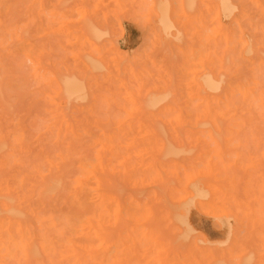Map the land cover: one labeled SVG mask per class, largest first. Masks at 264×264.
I'll use <instances>...</instances> for the list:
<instances>
[{
    "label": "rangeland",
    "instance_id": "rangeland-1",
    "mask_svg": "<svg viewBox=\"0 0 264 264\" xmlns=\"http://www.w3.org/2000/svg\"><path fill=\"white\" fill-rule=\"evenodd\" d=\"M231 1L233 8L230 15L227 18L221 16L220 25L224 26L222 37L218 32L216 35L214 33L216 26L210 22L207 0H29L28 3L27 0H0V40L2 36V40H5L4 45H0V128L5 135L8 125L11 129L13 127L11 122L21 120L27 128L28 139L31 137L26 156H22L20 168L24 170L19 169V172L27 175L31 165L43 164H39L42 155H49L57 148L52 141L56 136L81 139L84 136L83 139H86L98 135L100 138V129L109 132L107 137L111 139L109 144L113 153L105 157V150L102 156L111 169V192L120 198L125 208L123 212L128 209L129 216L121 217L122 220L118 222L126 229L128 238L110 249L99 248L93 264H209L212 261L213 264L220 261L222 264H231L225 256L233 248L225 241L227 236H231L230 233L238 249L235 264H264V109H260L259 103L255 101L259 92L264 91V64L258 65L257 56L252 53L248 60L236 54L232 61L231 50L227 52L234 45L231 33L237 21L241 29L245 27L242 34L247 39L250 37L254 41L253 36L256 38V34L260 35V32H256L259 30L255 31V26L264 22L261 15L264 12V0ZM24 4L30 5V8ZM163 8H167V29L158 19L159 11ZM33 15H36V19ZM18 16L23 19L18 20ZM81 17L89 21L91 26L82 27L85 21L81 20L82 24H79ZM260 18L263 19L261 24ZM20 20L27 27L22 28ZM247 20L248 23L244 24ZM250 20L254 26H251ZM241 22L246 26H241ZM11 25L20 27L19 30L15 29L20 34L9 33ZM251 27H254L253 31ZM249 30L254 33L253 36ZM13 34H17V38L23 35L27 39H23L24 42L17 41ZM79 34H84L83 40ZM211 36L217 38L211 40ZM23 45L28 48L31 46V56H34L33 60L36 57L38 60L22 58ZM38 45L45 48L40 49ZM39 51L44 53L42 57ZM226 52L225 63L222 56ZM250 59L254 60V64L250 63ZM240 63L246 68L244 72ZM221 64L231 76L240 74L244 77L242 79L238 75L233 80L240 77L242 81H249L254 77L257 84L249 88L255 94L245 93L240 87L231 94L227 86L228 93L218 94L220 102L210 104L211 96L202 85V79L208 69L218 68V71ZM42 75L47 76L44 79ZM67 77L83 82L84 90L80 95L66 92L63 80ZM224 77L226 79L227 75ZM54 80L59 83V88L55 86ZM229 80L233 81L232 78ZM55 89L59 91L56 93ZM45 92L48 94L43 97ZM244 97L251 101H245ZM160 98L162 100L151 102ZM240 101L245 103L246 110L240 109H243L240 106H244ZM221 102L225 111L224 120L230 116L236 120H227L223 124L221 138L216 135L212 137L214 127H196L195 124L207 119L208 108L216 109L221 106ZM226 104H231L229 115ZM246 107L251 108V112L259 119L256 116L253 119L254 116ZM244 111H247L246 116L249 113V119H253L254 123L244 120ZM62 120L65 121L61 123L63 129L59 125ZM234 122L237 125H232ZM101 123L106 124L103 125L105 128ZM52 124L58 125L60 132L65 129L67 134L57 135V128L53 130L56 126ZM90 124L93 129H90ZM82 126L86 130H82ZM69 127L71 130L67 129ZM206 130L209 133H204ZM166 145L169 148L171 146L170 150L174 154L166 155ZM27 166H30V170ZM193 185L206 198H195V204L192 202L190 207L191 201L188 204L184 202L192 193ZM177 186L186 188L190 193L179 189L175 193L176 200L172 199L169 190ZM55 198L56 205L53 201L51 205L61 207V199L58 201ZM181 198H185V201L179 202ZM181 204H186V220L192 230L188 238L184 235L185 240L180 233L186 227L177 223L174 216L175 210L182 208ZM133 215L136 219L132 218ZM128 249L133 251L125 257ZM214 254H219L218 260Z\"/></svg>",
    "mask_w": 264,
    "mask_h": 264
},
{
    "label": "bare ground",
    "instance_id": "bare-ground-1",
    "mask_svg": "<svg viewBox=\"0 0 264 264\" xmlns=\"http://www.w3.org/2000/svg\"><path fill=\"white\" fill-rule=\"evenodd\" d=\"M28 1L29 0H27V3H28ZM43 2H44V0H43ZM180 2H181V0H180ZM29 3H31V2H29ZM207 3L210 6L207 9L208 14L210 16V22H211V24H215V26H216L214 33L216 35V33L218 32V34L223 37L222 30H223L224 26L221 27V25H220L221 16L223 15L224 17H226V16L230 15V12L233 8L232 1L231 0H207ZM4 5H6V3H4ZM44 5H45V3H44ZM25 6H28V5H25ZM10 7H12V6H10ZM28 7L30 8V5ZM36 7H37V4H36ZM65 9H66V7H65ZM29 11L31 12V10H29ZM35 12H36V10H35ZM159 13L160 14H159L158 19H159L160 23L162 24L163 28L167 29L168 25L166 24V21H165V20H167V17H166L167 8H163V10H160ZM79 14L80 13H78V15ZM29 15H31V14H29ZM261 15H262V17H264V12H262ZM34 16H36V15H33V17ZM79 16H81V15H79ZM19 18L20 17L18 16L17 19L19 20ZM29 18H30V16H29ZM252 18H254V16ZM20 19H23V17ZM45 19H46V17H45ZM54 19H56V18H54ZM260 19H261L260 20L261 21L260 24H261L262 20L264 18L263 19L260 18ZM81 20H84V19L83 18L80 19L78 22L79 24H82V23H80V22H82ZM248 20L244 24L248 23ZM36 21L37 20H35V22ZM84 21H85L84 24L81 25L82 27L83 26L88 27L89 25L91 26V23L89 21H87L86 19ZM20 22H21V20H20ZM26 22L24 23V25L26 24ZM155 22H157V21H155ZM21 23L23 26V21ZM29 23L33 24L31 21ZM40 23H41V21H40ZM78 23H76V26L78 25ZM250 23H251V26H254V25H252L251 20H250ZM2 25H4V24H2ZM93 25H94V23H93ZM240 25L242 26L243 23L241 22ZM11 26L12 27H11V29L10 28L8 29V32L9 33L11 32V34H12V32L13 33L16 32L15 29H17L18 27L16 28L15 25H11ZM25 26H23L22 28H24ZM243 26H246V25H243ZM33 27H34V25H33ZM39 27H40V25H39ZM19 28H18V30H19ZM48 28H49V26H48ZM251 28L253 31L254 27H251ZM40 29H39V31H40ZM92 29H93V27H92ZM234 29L235 30H233V32L231 33V36H232L231 39H232L234 45L227 50V52H229L231 50L230 51V54L232 55L231 60L233 61V59H234L233 56L236 54L238 57L247 58L246 60H248L250 57L249 55L252 53V55L257 56V57L255 56V57L258 59V65L260 63L264 64V22L260 26H257V25L255 26V31L259 30L256 32H260V35L258 34L259 36L256 34V38H254V36H253L254 33L251 30H249L252 33L254 41H251L252 39H250V37L247 39L246 37L243 36L242 29H245V27L244 28L242 27V29H241L239 27L238 21L235 23ZM30 30H29V32H30ZM48 31H50V30H48ZM83 31L85 32V30H83ZM94 31H95L96 35H98V32L95 28H94ZM32 32H33V29H32ZM16 33L18 34L19 32H16ZM80 33H83V32H80ZM16 35L13 34V36L15 37V38L14 37L13 38L15 40L17 38ZM79 35L81 36V34H79ZM22 36L23 35H21V37L17 38V41H23L24 42V40L27 39V38L24 39ZM35 36H37V33L35 34ZM80 36H78V37H80ZM83 36H84V34L81 36V40H83L82 39ZM3 38H4V36H2V39ZM11 38H12V36H11ZM32 38H33V36H32ZM216 38L217 37L211 36V40H215ZM2 39L0 40V45L1 44L4 45L3 43L5 42V40H2ZM28 40H30V39H28ZM124 41H125V39H124ZM25 42H27V41H25ZM25 44H27V43H25ZM29 44H33V43L30 42ZM2 45H1V47H2ZM30 47L28 48L27 45L22 46V50H23L22 55H24L22 58L25 57L26 59L32 61L34 56H31V54H33V53H31L32 48L30 49ZM38 48H40V46ZM43 48H45V47L43 46ZM43 48H40V49H43ZM80 49H82V48H80ZM43 52H44V50H43ZM227 52H226V55L222 56L223 62H225L224 59L226 58L225 56H227ZM38 53H37V56L39 55L42 57L45 52L41 54L39 51ZM34 55H36V54H34ZM176 55H177V53H176ZM209 56H210V54H209ZM175 58H178V57H175ZM252 58H254V57H251V59ZM256 58H255V60H256ZM35 59L38 60L37 57ZM235 59H238V58H235ZM251 59L249 60L250 63L254 64V60H251ZM244 62H245V60H244ZM240 64L243 65V63H240ZM38 65H39V63H38ZM249 65L250 64L248 63V66ZM223 67H224V65L219 66V68H221V69H219L218 71H216L218 68L208 69L206 71L207 75L204 76L202 79L203 84L202 83L201 84L204 86V88L208 91L209 95L211 96L210 104H214L213 103L214 101L220 102L218 100V98L220 97L218 94H220V93L222 94L225 91L227 92V86L229 88L228 92L231 94H234L237 87L244 89L245 93L249 92V94H251V95L255 94V93H252V91H251L252 88L251 89L249 88L251 86L255 87L254 85L257 84V81L255 80L254 77L249 81H242L240 79V77H241L240 74H237V75H235V77L238 75L240 77H237V79H234L235 80L234 81L233 80L234 76H231L230 72L228 74L227 73L228 70H224ZM243 67H244L243 68V72H244V70H246V68L244 65H243ZM254 68L252 69V71H254ZM262 68H263V66H262ZM229 70H231V69H229ZM235 70H238V69L235 68ZM91 71H92V69H91ZM252 71H251V73H252ZM248 72H250V71H248ZM225 74L227 75L226 79L224 77ZM46 76L42 75V77L44 79L46 78ZM230 78H232L233 81L229 80ZM241 78L243 79L244 77L242 76ZM250 78H251V75H250ZM46 82H47V80H46ZM41 83H43V82H41ZM54 83H56V85H55L56 87L58 86L57 84H59L58 82H55V80H54ZM63 85H64L66 92L68 94H72V95L76 94L78 96L84 90L83 82L79 79L74 78V77H67L66 79H64ZM8 86H9V84H8ZM12 88H13V86H12ZM57 88H59V86ZM225 88H226V90H225ZM61 89L62 88L60 87V92H58L59 94L61 93ZM181 89H182V87H181ZM50 90H51V88H50ZM57 90L58 89H55L56 93H57ZM10 91H12V89ZM45 93H43V97H44V95L48 94L47 92H45ZM0 95H2L1 92H0ZM55 95H57V94H55ZM15 98H17V97H15ZM240 99H241V96L238 99V101ZM159 100H162V99L161 98L160 99H154L151 102H157ZM244 100L247 102L251 101L247 97H244ZM255 101L259 103L258 105H260V109L261 108L264 109V91L259 92L258 98H256ZM221 103L222 104H220V103H216V104H220L222 106V108H220L221 106L216 107L213 105L214 107H216V109L208 108L209 112H206V116H205V118H207V119H204L203 121L197 122L195 124L196 127L198 125L199 126H205L206 128L214 127L215 128L214 131H212V128H209L213 132V133L211 132L212 137H213V135L214 136L216 135L218 137H220L222 135L221 134V132H222L221 128H222L223 124L228 122L227 120H230V121L236 120L234 117L231 118V116L228 119L224 120L223 115L225 114V111L223 110V108H224L223 102H221ZM240 104H244V106H240V107H243V109L242 108H240V109L246 110V109H244L245 103H243V102L241 103V101H240ZM1 105H2V103H1ZM230 105L231 104H229V105L226 104V106H225V109H226L228 115H229V113H231ZM232 105H233V103H232ZM255 105L257 106V104H255ZM55 106H57V105H55ZM142 106H143V104H142ZM238 107H239V105H238ZM250 107H251V105H250ZM231 108H233V107L231 106ZM246 108L248 111H250L249 113H251V116L252 115L254 116V118L253 117L252 118L255 119L257 117V115L256 114L254 115L253 112H251L252 107L251 108L246 107ZM238 109H237V112H238ZM222 110H223V112H222ZM57 113H59V112H57ZM238 113L240 115V112H238ZM244 113H245V111H244ZM246 113H247V111H246ZM246 113L244 114V116H245L244 120H247V121L249 120V121H251V123H254V122H252L253 119H251V118H250L251 120L249 119V113H248V116H246ZM137 115H136V117H137ZM235 115L239 116L238 114H235ZM56 116H57V114H56ZM259 116H261V115H259ZM58 117L60 118V116H58ZM258 119H256V120H258ZM63 121L64 120H62V122L60 121L59 125L61 123L63 124ZM247 121H246V123H247ZM43 122H45V121H43ZM11 123L13 125V127H12L13 130L11 129V127L9 125H8V127L10 128L9 131L12 130L13 132L11 131L10 134L8 133L9 128L6 130V132L8 134L5 132L6 133L5 135L3 134V130L0 128V133H1L0 134V264H93V261L95 260L94 259L95 253H97V250L99 248L110 249L116 243H117V245L122 244L123 241L127 240L128 236H126L127 234H125L126 229L123 226L118 225V222L121 219V217L125 218V217L129 216L128 209L125 210V212H123V209H125V208H123V205L120 202V198L117 196H114L113 195L114 193L111 192V190H112V188H111L112 181L110 180L111 179V177H110L111 169L108 167V164L106 163V159H105V157H108V156L112 155V153H113V149H112L111 145L109 144V141H111V139H109V137H107V134H109V132H107L105 129L103 130V128L101 127L102 129H100V131H99V133L101 132L99 137L100 136H102V137H100V138H98L97 134H96L97 137L93 135V137L88 136V138H86V139H83L84 136L82 139L80 137L79 138H60L59 136H56L52 140V141H54V144L57 147L54 149L55 151H52V153H50L49 155H42V152H41V155H42L41 158L42 159L40 160L39 164L41 162L43 164L35 165V163H34V165H31V171L29 172V174L24 175V173L22 172L24 170V168L22 170L21 169L22 167L20 168V166H21L23 157L26 156L25 152L27 150V147H29L28 146L29 145V139H31V137L28 139V136H27L28 133L26 130L27 128H25V126H24L25 124L22 125L21 120H16L15 122L13 121ZM55 124H52V125L54 126ZM62 124H61V128L63 126ZM65 124L66 123H64V126H65ZM74 124H76V123H74ZM104 124H102V126ZM115 124H116V122H115ZM234 124L237 125L236 122H234L232 125H234ZM45 125H47V124H45ZM90 125H91L90 129H91L93 125L92 124H90ZM111 125H113V123ZM55 126L56 127L53 130H55L57 128L56 129L57 131H55L57 135L59 133H62V134L66 133L65 129H64V131H62V129H63L62 128L61 132H60V128L57 127L58 125H55ZM77 126H79V125H77ZM83 126H82V130H86V129H83ZM108 126H110V125L108 124ZM71 127L67 128V129H70ZM87 128H89V127H87ZM106 128H107V126H106ZM179 128H180V126H179ZM71 129H72V131H74L73 127ZM44 130L48 131L47 128H45ZM49 130H52V129L49 128ZM80 131H75V132L78 133ZM153 131H154V129L151 131V133L150 132L149 133L152 134ZM51 132H53V131H51ZM96 132L97 131H95V133ZM147 132H148V130H147ZM206 132L209 133L207 130L204 133H206ZM85 133H88V132L85 131ZM149 133L147 135H149ZM2 134H3V136H2ZM237 137H238V135H237ZM157 138L159 140L160 137H158V135H157ZM157 138H153V139L157 140ZM121 141H123V139ZM165 148H166V151H164V152L166 153V155L174 154V151L170 150L171 146L169 148V146L166 145ZM165 148L163 150H165ZM105 150H106L105 153H107V156L104 157L102 155L104 154ZM48 152H51V150H49ZM28 153H30V152H28ZM28 153H26V154H28ZM44 153H46V152H44ZM23 154H24V156H23ZM36 160H38V159H36ZM27 167L29 168L30 166H27ZM28 168H27V172H28ZM19 169L22 170L21 171L22 173L19 172ZM29 170H30V168H29ZM112 173H113V171H112ZM200 188H201V186H200ZM179 189L185 190L186 193H188L186 188L183 189V188H181V186H177V187L169 190V193H170L169 197L176 200L175 193H176V191H179ZM190 192H192V193H190ZM190 192H189L190 195H188L186 198L187 201H185V198H181L179 200V202L185 201L184 203H187L188 201L189 202L191 201V204H190V207H191L193 205L192 202L195 204V198H197V199H200V198L205 199L206 198V195H203L202 193H200V191L194 185L191 187ZM240 195H241V193H240ZM55 197L57 198L58 201L61 199L60 200L61 205H62L61 207H58V206L56 207L54 205L53 206L51 205L52 201L54 202L53 204L56 203L54 201ZM58 197H59V199H58ZM122 197H124V196H122ZM162 202H163V200H162ZM184 205H186V204H184ZM184 205H182V204L180 205V207L182 206V208H184V209L181 208L178 211L175 210L176 212L174 213V216H175V219L177 220V223L179 222V224L185 225V227H186L184 229V231L180 233V235L182 236V238L184 237V235H185V238H188V236L192 230L189 227V225L187 224V220H186L187 219V216H186L187 215V213H186L187 208ZM62 207H63V209H62ZM123 214L125 216H123ZM221 216L219 218H221ZM132 218L136 219L135 215H133ZM223 218H226V217H223ZM129 220H131V219H129ZM218 222H220V220H218ZM226 222H228V221H226ZM221 224H223L222 221H221ZM159 225H161V224H159ZM221 226H223V225H221ZM112 229H114V232L112 231ZM229 229H228V232H229ZM153 231L155 232V230H153ZM155 234H157V233H155ZM227 235H229V233ZM230 235H231L230 237L227 236L228 239L226 238L227 240H225V241H227V244L230 246V248H232V247L233 248L231 249L229 254H227V255L224 254V255L227 256V258L229 259V261H228L229 263L235 264V261H236L235 256L238 255V249H237V247L235 248L236 243L234 241L232 233H230ZM237 241H238V239H237ZM138 247H139V251H140L141 248H140V246H138ZM133 249H134V251H136L135 248H133ZM128 251H129V249H128ZM132 251L133 250H131V252ZM131 252L129 251L128 254L125 255V257H128L129 253H131ZM158 252L161 253V251H158ZM170 255H171V253H170ZM214 255H216V254H214ZM218 255H216V259L218 258ZM103 256L106 257L105 255H103ZM117 256H119V255H117ZM241 257H242V255H241ZM223 258H224V256H223ZM97 259H96V261H97ZM202 259H203V257H202ZM202 259L200 258V260H202ZM214 259H215V257H214ZM99 260H100V258H99ZM103 260H105V259H103ZM122 260H123V258H122ZM174 260H176V258ZM161 263H162V261H161ZM193 263L195 264V262H193ZM205 263L206 262H204V264ZM210 263L213 264V261ZM241 263H242V261H241ZM94 264H96V263H94ZM217 264H222V262L220 261V263L218 262Z\"/></svg>",
    "mask_w": 264,
    "mask_h": 264
}]
</instances>
